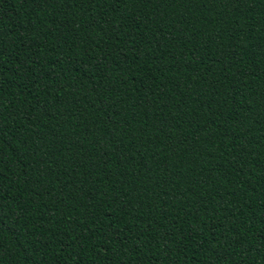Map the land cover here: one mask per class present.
<instances>
[{
	"label": "trees",
	"instance_id": "obj_1",
	"mask_svg": "<svg viewBox=\"0 0 264 264\" xmlns=\"http://www.w3.org/2000/svg\"><path fill=\"white\" fill-rule=\"evenodd\" d=\"M0 264H264V0H0Z\"/></svg>",
	"mask_w": 264,
	"mask_h": 264
}]
</instances>
